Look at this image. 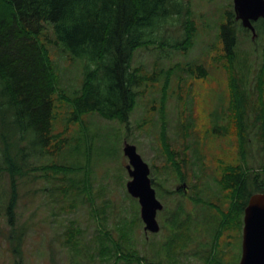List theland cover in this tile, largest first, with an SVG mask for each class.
Segmentation results:
<instances>
[{
    "label": "rangeland",
    "instance_id": "obj_1",
    "mask_svg": "<svg viewBox=\"0 0 264 264\" xmlns=\"http://www.w3.org/2000/svg\"><path fill=\"white\" fill-rule=\"evenodd\" d=\"M188 2L196 32L190 48L170 47L184 33L183 19L174 17L161 32L166 43L135 51L132 68L142 83L135 89L127 123L84 116L79 124H69L66 136L84 149L92 138L87 156L73 155L71 146L61 154L51 148L52 154L30 157L32 167L39 168L18 182L13 229L6 217L10 177L7 172L0 175V264H239L243 218L231 213L224 222L222 210L231 204L218 183L227 165H242L252 173L264 169V44H253L264 41V29L252 40L235 22L243 96L235 90L238 74L221 40L233 0ZM43 39L63 89L55 95L57 140L58 134L65 136V120L71 115L68 102L60 97L79 89L87 63L67 57L51 42L47 25ZM188 65L201 69L195 74ZM240 113L245 137L240 136ZM125 142L135 145L158 185L156 196L164 208L157 213V233L144 232L138 200L127 191ZM58 164H84L83 173L69 180L85 179V195L74 192L68 200L57 196L60 184L51 179L56 173L48 167ZM184 184L186 193H169ZM69 223L80 230L77 255L64 233ZM98 240L110 255L101 258L105 250ZM131 255L134 260L139 256V262H131Z\"/></svg>",
    "mask_w": 264,
    "mask_h": 264
},
{
    "label": "trees",
    "instance_id": "obj_2",
    "mask_svg": "<svg viewBox=\"0 0 264 264\" xmlns=\"http://www.w3.org/2000/svg\"><path fill=\"white\" fill-rule=\"evenodd\" d=\"M189 9L188 0H0V175L7 172L10 177L6 217L12 229L15 228L18 182L21 177L30 175L32 168L33 171L39 168L32 167L30 157L52 154L51 148L61 154L71 146L73 155L87 156L85 153L94 145L92 138L86 140L84 149L81 143L72 145V139L66 136L69 124H79L84 116L96 114L127 123L136 103L135 89L142 83L141 76L132 68L135 51L166 43L161 32L164 23L173 22L174 17L183 19L184 33L182 40L170 47L190 48L196 32L193 20H189ZM233 16V12L228 13V21L221 27V38L226 57L238 74L235 90L244 96L241 91L243 69L238 66L235 44L238 30ZM46 25L53 36L51 42L58 44L67 57L87 63L79 89L69 95L63 92L60 97L68 102L71 115L65 120V136L58 134L60 139L57 140L53 135L54 108L55 95L61 87L48 42L43 39ZM186 69L197 74L201 67L196 65L192 69L188 65ZM240 118V136L245 137L242 113ZM52 141L58 142L53 146ZM242 150H245L244 145ZM84 167V164L48 167L56 173L51 179L60 184L55 189L58 197L68 200L74 192L86 194L89 189L85 179L83 183L69 180L72 174L83 173ZM151 181L154 188L158 187L153 179ZM218 185L219 192L227 194L231 204V208L221 209L224 222L227 223L226 218L231 213L243 218L250 196L264 193V169L252 173L242 165H227ZM182 192L184 190L179 188L169 193ZM64 233L77 255L80 230L69 223ZM13 234L15 231L11 236ZM17 236L21 241L22 234ZM97 242L101 250H105L101 258L110 255L105 244ZM119 248L122 249L120 244ZM127 253L133 254V251ZM130 257L131 262H139V256L138 259L134 256L135 260L133 255Z\"/></svg>",
    "mask_w": 264,
    "mask_h": 264
},
{
    "label": "water",
    "instance_id": "obj_3",
    "mask_svg": "<svg viewBox=\"0 0 264 264\" xmlns=\"http://www.w3.org/2000/svg\"><path fill=\"white\" fill-rule=\"evenodd\" d=\"M233 10L235 18L255 36L252 21L264 18V0H233ZM123 153L128 159L126 168L131 177L127 191L139 202L144 231L157 233L160 230L157 213L163 204L152 186L150 167L135 145L125 143ZM241 251L239 264H264V193L251 195L244 209Z\"/></svg>",
    "mask_w": 264,
    "mask_h": 264
},
{
    "label": "flooded vegetation",
    "instance_id": "obj_4",
    "mask_svg": "<svg viewBox=\"0 0 264 264\" xmlns=\"http://www.w3.org/2000/svg\"><path fill=\"white\" fill-rule=\"evenodd\" d=\"M234 20H235V22H237L239 25H240V27H242V22H241V20H237L236 18H235V15H234ZM252 25H253V27H254V31H255V37H257V35H258V33H257V31L261 28V29H264V18H259V19H257V20H255V21H252ZM243 28V27H242ZM244 29V28H243ZM246 30V29H245ZM247 32H249L250 33V36H251V38H252V40L253 39H255V37L253 36V34H252V32L250 31V30H246ZM223 42V41H222ZM224 44V43H223ZM235 44H238V39H237V35H236V43ZM253 44H264V41H262V42H255V41H253ZM184 186V185H183Z\"/></svg>",
    "mask_w": 264,
    "mask_h": 264
}]
</instances>
